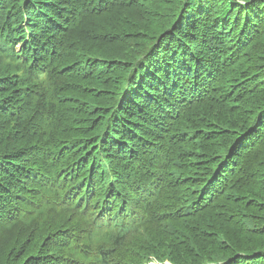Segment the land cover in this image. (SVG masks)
I'll return each instance as SVG.
<instances>
[{"label":"trees","instance_id":"trees-1","mask_svg":"<svg viewBox=\"0 0 264 264\" xmlns=\"http://www.w3.org/2000/svg\"><path fill=\"white\" fill-rule=\"evenodd\" d=\"M151 263L264 264V0H0V264Z\"/></svg>","mask_w":264,"mask_h":264},{"label":"rangeland","instance_id":"rangeland-1","mask_svg":"<svg viewBox=\"0 0 264 264\" xmlns=\"http://www.w3.org/2000/svg\"><path fill=\"white\" fill-rule=\"evenodd\" d=\"M144 0H141V2H143ZM150 2H152V0H150ZM162 3H164L163 1H162ZM152 4V3H151ZM158 4V3H157ZM150 6L151 5H147V6H143V9H144V11H143V13L146 15V17L144 18V22L145 23H148L147 24V29H148V31H150V30H152V28L155 26V25H157L158 26V24H159V20H160V18H161V15L160 16H158V17H156V16H153L152 17V15L150 14V12H149V9H150ZM140 7H142V5H140ZM165 8H163V10H164ZM131 13H133L134 15H136V12H137V10H134V11H130ZM157 18V19H156ZM148 43V42H147ZM142 46L143 45H141V47H140V49L138 50V51H140V50H143V49H141L142 48ZM145 46V45H144ZM143 46V47H144ZM140 53H141V51H140ZM140 53L138 52V54H134L135 55V58L136 57H138L139 55H140ZM152 264V263H151Z\"/></svg>","mask_w":264,"mask_h":264},{"label":"bare ground","instance_id":"bare-ground-1","mask_svg":"<svg viewBox=\"0 0 264 264\" xmlns=\"http://www.w3.org/2000/svg\"><path fill=\"white\" fill-rule=\"evenodd\" d=\"M29 59V58H28ZM146 69V68H145Z\"/></svg>","mask_w":264,"mask_h":264}]
</instances>
